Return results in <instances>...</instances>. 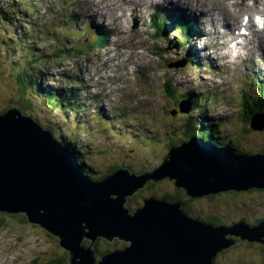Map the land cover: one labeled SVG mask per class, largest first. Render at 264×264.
<instances>
[{
  "label": "water",
  "instance_id": "95a60500",
  "mask_svg": "<svg viewBox=\"0 0 264 264\" xmlns=\"http://www.w3.org/2000/svg\"><path fill=\"white\" fill-rule=\"evenodd\" d=\"M240 162L192 140L171 149L153 172H121L99 183L64 144L11 107L0 117V212L23 213L57 236L71 264H212L235 243L227 236L264 245V230L253 235L194 222L180 203L148 200L134 214L124 203L147 181L165 178L192 198L264 188V155ZM100 238L128 245L105 250L97 261L93 245Z\"/></svg>",
  "mask_w": 264,
  "mask_h": 264
},
{
  "label": "rangeland",
  "instance_id": "374dc122",
  "mask_svg": "<svg viewBox=\"0 0 264 264\" xmlns=\"http://www.w3.org/2000/svg\"><path fill=\"white\" fill-rule=\"evenodd\" d=\"M62 2L63 0L55 1L51 5L54 6L55 9L60 10L58 9V7L56 8L55 5H59ZM1 8L2 7H0V11L2 10ZM37 9H41V12H35L37 18L34 17L35 19L30 20V27L32 30L41 33V17L45 13L46 7L44 6V4H41L37 6ZM23 13L26 14L27 18H29L28 14L33 12L25 9L21 11L20 14H16V23L22 21L23 15L21 14ZM62 17L63 13L59 14L55 19L60 20L59 18ZM36 19H38V21H36ZM9 24L10 26H12V21H10ZM5 27L3 28V30H0V35L5 36L4 40L10 41L8 44L10 46H2L1 43L3 39H0V109L7 108V110L0 114V117L5 116L11 107H18L25 118H27L28 120L36 121L37 113H42L44 111V114L42 116L39 115L40 118L38 117L39 121H41V123H38L45 129L44 131L50 136H52L54 139H56L58 142L64 144L69 150H72V152L76 153V150L81 151L83 147L81 145L82 141L79 142V133L73 129L72 123L75 124V121L72 119V117L67 118L60 112H56V110L52 107V105H50V103L44 105L40 102V100L35 99L34 95H32L31 97L35 102V112H33L31 108L27 107V100H29V97L27 95H23V91H20L18 82L20 81V76H23L26 70H28L29 72L31 71V69L29 68L34 63H28L29 59L37 58L39 50L34 46V44L31 43L27 44V49L29 48V51L25 52L23 50L22 45L17 46L14 43V41L18 39L19 35H7V33H4V30H6ZM18 30L20 32L22 31L20 29ZM176 34L177 33L174 32V35ZM172 48V46L169 47V49ZM175 51L177 52V50ZM140 52L141 51L138 52V55H140ZM156 54L158 53L156 52ZM25 55L27 56V58L25 57ZM168 55H171V53H168ZM44 57H46L45 54ZM115 58L116 56L113 54L108 53L106 55L107 61L111 64L115 62ZM75 63L76 62L73 61L72 64H69L68 62H64L63 60H61L56 63L59 68H52L47 65V68L51 70V72L48 73V76L57 74L59 75L58 79H60L63 75L61 73H54L59 71L62 73L67 72V74L72 75L75 70V67L73 65ZM79 63H83V61H79ZM175 63H178V61H175ZM36 64H39V62H37ZM18 66L21 67L18 68ZM179 67L180 65H177V68ZM201 72H206V69L203 68ZM179 73L180 71H177L176 75H178ZM182 75H184L183 72ZM200 76L203 75L201 74ZM165 77L166 76L164 75H156L155 79H157V81H159V84L162 85V82ZM199 78L201 79V77ZM262 78V81H264V75ZM203 80L204 79H202V81ZM242 85L252 90L253 92L258 93L259 91V85L254 80L251 83H242ZM14 88H17V93L16 91L13 92ZM215 89L218 92V95H215L217 101H219L218 103L223 104L222 96L219 95V86ZM155 91L158 95H160L162 93V88H156ZM100 92L102 91L99 90L98 93ZM20 94L22 95V99ZM223 94L225 95V93ZM23 96H25L26 99H24ZM23 101L26 102V105L23 104ZM172 103L174 104L175 100L167 101L165 93H163V99L161 101V104H158L156 106V111L158 112L162 110L165 115L160 116L161 121L162 119H164L159 127V131L161 133H165L167 131L168 122L182 120V114H180V112H178L175 116H172L174 117L173 121H168L166 119V116H170L173 111L178 109ZM252 106L256 111H258V109L264 111V107H260L258 104H253ZM38 107H40L41 109H38ZM161 107L163 108L160 109ZM167 108L168 111H166ZM213 110H217L216 114L218 116H221L222 113H224L225 111V109H221L219 106H213ZM80 111L81 109L79 110V112ZM143 112L145 119L150 117V104L144 106ZM126 116H129L128 112H126ZM259 119L264 120L263 118ZM107 121H111L109 117ZM70 123L72 124L71 127L69 125ZM79 123L81 124V127L86 126L87 128V126H89V122L86 121ZM80 124L78 128L79 131H81ZM48 128H51L52 133L49 131ZM262 130H264V126L262 124L255 123L253 130H250V133H248L250 135L249 138L253 139L251 140L250 144L248 142H244V144L248 145L247 151L256 156V153L264 151V131L261 132ZM259 132H261V134ZM139 133L142 134V132ZM171 136V139H174L172 142L169 141L170 139L166 140V142H163L157 147L149 150L139 146H132L130 142H122V144H117L115 147H110L112 143H108L107 138L102 135L99 138V142L103 144L104 148L109 150V152H103L101 153V155L94 154L95 158L92 159L86 153V151H83V153L80 154V159L81 161L85 162L86 167H88L89 169H91L92 167V178H94L95 180L102 179L101 182L106 181V179L104 180L103 178L109 177L108 174L112 171L114 172L113 176L121 172H126L133 175H144L160 168V166L162 165L171 150V144L182 145L188 143L185 142L186 136L184 133H182L180 137L178 134H173ZM164 138L165 137L163 135L162 139L164 140ZM64 142H66V144ZM90 143L95 151L99 150V148L103 149L101 148L102 145L100 146V143H98L95 138H93ZM153 145L154 143L152 144V146ZM249 145L252 146L251 149ZM137 165L139 167H137ZM131 167L133 170L130 169ZM125 168L129 170H125ZM153 181L157 182L155 180ZM148 182H151V180L147 181L134 194L127 197L124 203V209H129V211L134 214L136 210L138 211L142 209L148 200H153L156 198L162 199L164 197V188L176 191L174 189L175 180L165 182L166 187L161 186L157 189L151 190L148 187ZM249 189L236 191L237 194H241V196L234 195L238 197H233V195L219 197L215 194H209L195 198L194 205L188 204L183 200L181 203L183 204V209L190 207L191 209L196 210V215L199 217V219L206 216H215L217 215L218 211H224L225 218L223 220L227 223H230V225L233 224L232 221H238L241 219H244V221L250 225L252 221H256L259 219V216L257 214H254V211L261 213V216L264 217V194L260 192L249 193ZM230 192L234 193L233 191H227V193ZM220 194L224 193L221 192ZM184 199L189 198L184 197ZM13 215H19V217H13ZM13 215L8 214V216H6V218L8 219L7 225L3 228L0 227V259L3 260V264H50L52 260L54 261L55 259L59 261V264H71L69 252L66 251L60 245V240L57 236L51 234L45 228L30 222L28 217L23 213H16ZM0 218L2 217L0 216ZM24 218H26V220ZM22 219H24L26 222L19 221ZM227 237L232 238L230 236ZM236 238L240 239L239 237ZM115 242H119L125 246L128 245L127 243L119 241L118 239H115V241L110 242H108V240L106 241L103 238L98 239L97 243H94L93 245V256L95 260L100 261L101 257H103V252L105 250L113 251ZM241 243H243L242 247L237 248L232 252L230 251V253L226 254L225 260L224 258H219L217 264H264V257H252L253 259L249 260V256H240L251 253V250H245V247H248L249 245L253 244L262 247L263 244H261L260 242H253L247 240H241ZM91 244L92 243L90 241L85 239L84 246L87 249L91 246ZM235 245L236 244H233L232 246L234 247Z\"/></svg>",
  "mask_w": 264,
  "mask_h": 264
},
{
  "label": "trees",
  "instance_id": "16d2710c",
  "mask_svg": "<svg viewBox=\"0 0 264 264\" xmlns=\"http://www.w3.org/2000/svg\"><path fill=\"white\" fill-rule=\"evenodd\" d=\"M8 20H12V18L10 17L9 15V12H4L2 15H0V23H3V22H8ZM2 27V26H1ZM0 27V28H1ZM1 30H3V28H1ZM4 33H7V35L9 34H18V29H16L15 31L13 32H10V31H5L4 30ZM0 39H3L2 40V43L1 45L6 47V46H10L8 45L10 41L8 40H4L5 39V36L4 35H0ZM14 43L17 45V46H20L23 42V40H21L20 38H18L17 40L14 41ZM25 57L27 58V56L25 55ZM40 58H34V59H29V62L28 63H34L31 65V67L29 69H31V71L29 72L28 70H26V72H24L23 76H20V81L18 82L19 84V87H20V91L23 93V95H27L29 97V100H27V107L28 108H31L33 112H35V102L33 101L32 99V95H34V98L35 99H38L40 100L41 103H43L44 105H47L50 103V105H52V107L56 110V111H61L64 113L65 117L67 116L68 118V114L70 115V113H79L78 110L80 108L84 109V107L87 106L86 103H84L82 101V99H79L78 100V91L79 89H76V88H71L69 89L68 91H61L59 88H55L56 90H50V88L48 87H45L44 86V80H43V77H42V74H40V72H43V70H45V68H42L41 70L42 71H39L38 73L35 72V70L37 69V65L36 64L37 62L40 63H43L41 62V60H39ZM21 66H18V68H20ZM29 72V73H28ZM261 89H260V93H261V96L260 97V100L257 101L255 104H258L259 106L262 105L264 107V85L262 86L261 85ZM30 90H31V93H30ZM16 91L17 93V88L13 89V92ZM244 92H247V91H244ZM248 93V92H247ZM72 94V95H71ZM249 94V93H248ZM21 95V94H20ZM75 96V97H74ZM253 96V95H252ZM19 97V96H18ZM254 97V96H253ZM20 98V97H19ZM24 99H26L25 96H23ZM21 99H22V95H21ZM21 101V100H20ZM196 102V100H194V103ZM76 103V104H75ZM81 103H84L85 106L81 105ZM23 104L26 105V102L23 101ZM80 107V108H77V106ZM244 110H243V115H241V121L245 124H248V126L250 125V120L252 118V116L254 115L253 114V111L252 110H255L253 106L250 105L249 102H246V106H244ZM38 109H41L40 107H38ZM198 109H202V111H204V108L203 107H199ZM7 110V108H4V109H0V114H2L3 112H5ZM67 111H68V114H67ZM255 113L256 110H255ZM44 114V111L41 113H37V116H36V122H40L39 121V118L40 116H42ZM40 115V116H39ZM39 117V118H38ZM35 121V120H34ZM203 124V130L205 133H201V137H203L204 139H209L211 138L210 134L212 133H217L218 132V129L215 127L216 125H214V123L212 122L211 119H208L207 122H201ZM70 125V124H69ZM72 125H70L71 127ZM111 126V123L110 124H107L106 123V130H103L104 132H106V136L112 140L114 139H125L126 138V133L123 132L122 130H119V131H116V133L114 134V136H111V129L109 130ZM77 126L74 127V129L76 128ZM44 129V128H43ZM49 131L51 132V128H48ZM250 129V127H249ZM249 129H246V131L244 132V134L246 133H250V130ZM45 130V129H44ZM114 131V129H112ZM48 131V130H47ZM52 133V132H51ZM118 134V138H117V135ZM111 140V141H112ZM66 144V142H64ZM133 146H139V140H134L133 141ZM250 149H251V145H249ZM239 150L236 151L238 153H246L243 151V146L242 145H239ZM250 154V153H248ZM74 155L78 158V156L80 155L78 152H74ZM260 155H264V153H260ZM259 155V156H260ZM139 159V158H138ZM136 163V162H135ZM83 167H84V170H85V174H87L88 176L90 177H93L92 176V170H90L88 167H86V165L83 163ZM137 167H139L137 165ZM132 169V167L130 168ZM133 170V169H132ZM109 177L113 176L114 175V172H110L109 174ZM107 177V178H109ZM107 178H103L104 180L107 179ZM102 179H98V181H100ZM167 181H170L168 178H165L163 180H160L159 182H154L153 180L151 182H149V189H157L161 186H165V182ZM166 187V186H165ZM176 187L174 186V189ZM264 188H251L249 189V193L251 192H260L262 194H264ZM176 191H173L171 189H163V192H164V197L162 198L163 200L165 201H168L170 203H177V202H182V200L184 199V197L186 198H190L187 193L185 192V190L183 189H179V188H176L175 189ZM234 193H227V192H223L224 194H221L222 196H230V195H241V194H237L236 191H233ZM188 196V197H187ZM191 199V198H190ZM188 214V213H187ZM10 215H13V214H10ZM0 216L2 218H0V227H5L7 225V221L8 219L6 218V216H8L7 213H0ZM13 217H19V215H13ZM204 221L206 223H208V225H213V226H218L220 224H226V222L223 220L225 218V212L224 211H218L217 212V215L215 216H206V217H203ZM26 220V218H24ZM24 219L22 220H19V221H22V222H26ZM117 242L114 243V245L116 244ZM238 245V246H236ZM233 248H229L228 250L226 251H223V252H220L216 258L214 259L213 261V264H217L218 263V259H223L225 260V255L230 253V251L232 252L233 250L237 249V248H240L243 246V243H241V241H237V244H236ZM115 249L114 250H117L119 248H116L114 247ZM245 250H251V253L250 254H246V255H240L241 257L243 256H249L250 259L249 260H252L253 258L252 257H264V245H262V247H259V245H249L248 247H245ZM103 253H106V251H104ZM254 253V254H252ZM255 259V258H254ZM239 261V260H237ZM50 264H59V261L58 260H52V262Z\"/></svg>",
  "mask_w": 264,
  "mask_h": 264
},
{
  "label": "bare ground",
  "instance_id": "6f19581e",
  "mask_svg": "<svg viewBox=\"0 0 264 264\" xmlns=\"http://www.w3.org/2000/svg\"><path fill=\"white\" fill-rule=\"evenodd\" d=\"M159 1H161V0H157V2H159ZM193 3H188V6L191 8V7H193ZM82 6V5H81ZM174 5L171 3V2H169V1H166L165 3H164V5H162V6H160V8H163L164 10H168L169 11V8L170 7H172V8H177V9H179V7L178 6H176V7H173ZM83 7H85V6H83ZM83 10V9H82ZM123 11V9H120V10H118L117 12H120V13H118V14H116L115 12H112V14H111V18H110V21H112L114 24H117V23H120V24H122V22H123V17H124V13L122 12ZM216 11H219V12H222V13H225L226 14V16L227 17H230V14L228 13V11L225 9V8H223V7H221V8H219L218 10H213L212 12H210V17L212 18V20H214L215 19V17L217 16V13H216ZM88 12V11H87ZM186 18H187V26H189L190 25V23L188 22V20H190V16L189 15H186ZM194 18H196V19H198V20H201V16H191V20L192 19H194ZM236 20L239 22V16H236ZM219 22H217V20H215V21H213V26H217L216 24H218ZM173 27L175 26V24H173L172 25ZM187 26H185V27H177L178 28V30H185L186 28H187ZM121 27V26H120ZM221 28H223V27H219V28H213V31H214V33H217ZM199 32V31H198ZM203 38H205V36H203ZM206 42V44L205 45H207V44H210L211 42H208V41H205ZM192 45H195L196 47H197V45L195 44V43H193L192 42ZM198 48V47H197ZM156 53V52H155ZM201 54V53H200ZM201 56H204V54H201ZM191 57H192V59L196 62V63H201L202 62V59L201 58H199V56H198V53L195 51V52H193L192 53V55H191ZM191 57H190V59H191ZM191 59V61H193ZM237 60V57H233L232 58V61L233 62H235ZM193 61V62H194ZM215 61H217L216 59H215ZM213 63H215V62H213ZM216 64V63H215ZM217 65V64H216ZM195 66V65H194ZM215 81H216V79H215ZM198 85L199 86H201V87H204L205 85H204V83H202V82H200V83H198ZM263 86V85H262ZM189 88H193L192 86H189ZM193 92H196V90L195 89H193ZM72 95V94H71ZM215 95H218V92L216 91V90H214V92H213V95L211 96V99L207 102V104H209V105H211L212 106V104H213V102H212V100L215 98ZM79 96V95H78ZM75 97V96H74ZM213 97V98H212ZM78 98V97H77ZM76 104V103H75ZM81 105H83V106H85L84 105V103H81ZM77 106V108H80V107H78V105H76ZM81 109V108H80ZM79 109V110H80ZM79 110H78V112H79ZM111 113H112V111H111ZM141 120L143 121V118H141ZM80 123L78 122V125H79ZM81 125V124H80ZM89 126H91V122H89ZM89 126H87V128L89 127ZM128 126H130V128H131V130L132 131H136L137 130V127L134 125V124H132V123H128ZM40 128L42 129V130H44L43 129V127L40 125ZM84 128H86V126H84ZM193 132H196V130L195 129H193ZM81 157V156H80ZM78 159V161L80 162V164H81V166H82V168L84 169V167H83V163L85 164V162H83V161H81V159H79V158H77ZM91 170V169H90ZM176 189V188H175ZM215 195H217V196H222L220 193H218V194H215ZM144 207V206H143ZM262 244V243H261ZM117 246V247H116ZM114 247H116V248H124L123 247V245L121 244V243H119V242H117L115 245H114Z\"/></svg>",
  "mask_w": 264,
  "mask_h": 264
},
{
  "label": "snow or ice",
  "instance_id": "6c2138e0",
  "mask_svg": "<svg viewBox=\"0 0 264 264\" xmlns=\"http://www.w3.org/2000/svg\"><path fill=\"white\" fill-rule=\"evenodd\" d=\"M247 19V18H246Z\"/></svg>",
  "mask_w": 264,
  "mask_h": 264
}]
</instances>
